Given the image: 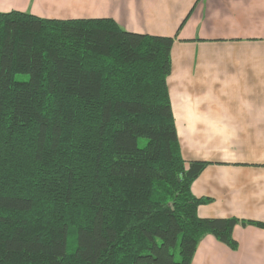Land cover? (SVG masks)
<instances>
[{
  "label": "trees",
  "instance_id": "16d2710c",
  "mask_svg": "<svg viewBox=\"0 0 264 264\" xmlns=\"http://www.w3.org/2000/svg\"><path fill=\"white\" fill-rule=\"evenodd\" d=\"M172 43L0 11V264H190L205 234L235 249L236 223L264 227L197 215L206 162L181 155Z\"/></svg>",
  "mask_w": 264,
  "mask_h": 264
},
{
  "label": "crops",
  "instance_id": "0c3cea01",
  "mask_svg": "<svg viewBox=\"0 0 264 264\" xmlns=\"http://www.w3.org/2000/svg\"><path fill=\"white\" fill-rule=\"evenodd\" d=\"M42 18H111L173 37L167 89L183 159L205 161L199 217L264 222V0H0ZM231 249L212 234L190 264H264V227L238 222Z\"/></svg>",
  "mask_w": 264,
  "mask_h": 264
},
{
  "label": "rangeland",
  "instance_id": "374dc122",
  "mask_svg": "<svg viewBox=\"0 0 264 264\" xmlns=\"http://www.w3.org/2000/svg\"><path fill=\"white\" fill-rule=\"evenodd\" d=\"M16 79L18 80H28L29 79V75L28 74H16ZM145 144V139L140 138L139 139V145L143 146Z\"/></svg>",
  "mask_w": 264,
  "mask_h": 264
}]
</instances>
